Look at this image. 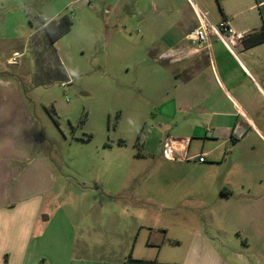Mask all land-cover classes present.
<instances>
[{
	"label": "rangeland",
	"instance_id": "obj_1",
	"mask_svg": "<svg viewBox=\"0 0 264 264\" xmlns=\"http://www.w3.org/2000/svg\"><path fill=\"white\" fill-rule=\"evenodd\" d=\"M188 1L212 25L226 18L243 36L264 27V0ZM188 1L0 0V76L15 79L27 102L36 106L33 151L37 158L47 157L54 174L52 193L41 199L40 209L52 217V249L69 250L68 260L63 255L58 264H67L71 250L81 248L87 251L80 257L88 261L128 264L132 252L133 259L157 264H190V215L201 237L196 239L203 252L198 264H252L251 235L235 232L238 244L249 246L234 245L210 213L222 188L216 186L226 178L225 165H211L210 177L197 156L183 166L140 157L185 151L188 145L168 139L163 146L169 133L182 135L186 120L183 113L168 119L166 107L159 109L172 98L174 70L153 58L156 39L177 21L176 9L189 13ZM64 15L71 19L70 31L52 45L40 22ZM13 52L18 57L8 63ZM237 55L264 88V43ZM153 167L163 170L146 180ZM192 173L201 185L197 202L182 198ZM162 178L179 185L177 191L156 193ZM130 193L138 199L121 201ZM209 247L215 255L205 252Z\"/></svg>",
	"mask_w": 264,
	"mask_h": 264
},
{
	"label": "crops",
	"instance_id": "obj_2",
	"mask_svg": "<svg viewBox=\"0 0 264 264\" xmlns=\"http://www.w3.org/2000/svg\"><path fill=\"white\" fill-rule=\"evenodd\" d=\"M188 9V14L175 10L177 21L167 25L156 39L159 48L153 56L161 65L171 66L174 70L170 82L172 98L159 109L166 107L164 112H168V116L165 115L168 119L173 120L176 114L183 113L186 120L182 135L169 133L163 139V146L168 139L188 141V145L185 151L180 148L157 155L149 152L146 157H140L147 160L157 156V161L183 166L192 163L191 157L197 156L195 161L203 158V162L198 163L203 164L204 173L208 171L206 174L210 177L214 168L225 165L228 169L226 178L216 186L217 190L222 188L217 205L210 213L215 216L221 232L232 237L234 245L244 249L249 246V243L240 246L234 237L235 232L246 231L247 237L251 235L252 264H264V114L261 112L264 88L237 55L246 51L241 40L231 45L236 48L234 51L215 37H209L207 43L200 46L189 42L187 35L199 27L197 17L200 13L193 5ZM39 30L43 32V26ZM12 56L8 63L18 57L16 52ZM27 101L15 79L0 76V264H58L63 255L68 260L69 250L67 247L52 249V217L43 216L44 210L40 209L41 199L52 193L54 174L47 157L37 158L33 151L36 106ZM43 114L47 118L46 112ZM192 143L196 144L194 151H191ZM176 154L181 155L179 159H175ZM211 165L214 168L209 169ZM162 170L153 167L145 176L146 180L155 175V171ZM124 180L128 181V178ZM197 180L193 173L186 179L183 199L197 202L196 190L201 186ZM155 186L156 193H161L175 192L179 185L165 183L162 178ZM128 195L129 199L122 197L121 201L138 199L136 194ZM150 198L147 195L145 200L152 203ZM193 217L190 215L189 218L188 255L190 264H198L197 256L203 252L196 243L200 235L196 227L191 226ZM150 231L154 234L160 232ZM205 245L208 247L206 241ZM149 247L153 248L154 244ZM85 251L84 248L71 250L73 259L67 264H114L85 260L80 257ZM205 252L216 254L210 247L205 248ZM129 255L132 260H138L133 259L132 252ZM220 264L227 263L221 261Z\"/></svg>",
	"mask_w": 264,
	"mask_h": 264
},
{
	"label": "built area",
	"instance_id": "obj_3",
	"mask_svg": "<svg viewBox=\"0 0 264 264\" xmlns=\"http://www.w3.org/2000/svg\"><path fill=\"white\" fill-rule=\"evenodd\" d=\"M200 25L193 29L187 38L192 45H205L209 37H215L227 45L238 42L242 39L243 34L236 33L230 27L228 21L222 20L217 26L212 25L204 13L199 14ZM15 62L14 60H12ZM199 162H203V158H198Z\"/></svg>",
	"mask_w": 264,
	"mask_h": 264
},
{
	"label": "trees",
	"instance_id": "obj_4",
	"mask_svg": "<svg viewBox=\"0 0 264 264\" xmlns=\"http://www.w3.org/2000/svg\"><path fill=\"white\" fill-rule=\"evenodd\" d=\"M40 26H43V32L45 36L48 38L50 43L53 45L60 37L70 31L72 22L69 16L64 15L60 17L58 20L50 21L45 24V22L41 21ZM264 43V27L261 28L259 32H252L242 37L241 44L243 49H249L256 45ZM128 264H157L155 261H140V260H132L130 255L127 260Z\"/></svg>",
	"mask_w": 264,
	"mask_h": 264
}]
</instances>
